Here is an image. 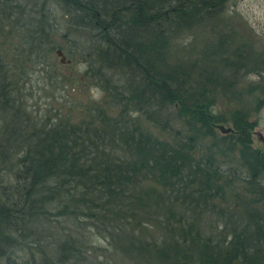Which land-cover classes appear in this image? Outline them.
Returning <instances> with one entry per match:
<instances>
[{"label": "trees", "instance_id": "trees-1", "mask_svg": "<svg viewBox=\"0 0 264 264\" xmlns=\"http://www.w3.org/2000/svg\"><path fill=\"white\" fill-rule=\"evenodd\" d=\"M227 1L0 0V264H264V50L218 30ZM56 48L99 96L29 112L37 70L63 86Z\"/></svg>", "mask_w": 264, "mask_h": 264}, {"label": "rangeland", "instance_id": "rangeland-1", "mask_svg": "<svg viewBox=\"0 0 264 264\" xmlns=\"http://www.w3.org/2000/svg\"><path fill=\"white\" fill-rule=\"evenodd\" d=\"M221 17L223 20L219 22L218 30L235 33L237 37L236 42L250 44L257 52L264 50V0H229L224 5ZM65 32L66 28L62 23L59 35L54 36V42L65 46L66 39L62 37ZM213 34L214 31L209 27H206L203 31H184L175 40V46L172 49L174 56L185 61L191 57L198 56L200 54L199 51L208 44V41L213 39ZM62 50L66 58L71 59L70 66L59 63L58 57L54 52L51 53V56L54 62L58 64V70L64 75V82L60 84L63 86H58V89H55V86L49 84L50 76L54 73L52 66L50 69H45L46 72L36 69L35 75L30 78L31 83L23 89L28 97L26 103L29 105V112L39 106L42 109V113L52 115L59 110L66 112L71 106L78 105L79 109L82 103L98 98V91L91 88L88 82L83 79L82 75L85 63L80 54L76 52L70 55L66 49ZM79 78L80 81H77ZM257 79V75L250 74L248 77L240 80V83L237 85L238 87H246V82L256 81ZM57 94L66 95L68 107L63 105L64 107L62 108L60 101L53 98ZM243 104L245 105V109H250L253 107L254 99L248 97L243 101ZM231 107L232 105H229L226 99L217 97V110L225 113ZM77 110L74 111V116L76 117L78 116ZM249 119L257 121L253 129V145L264 149V107L258 112L252 113ZM222 126L227 128L231 126V123L228 121L222 124ZM220 132V129L217 130L218 134H221Z\"/></svg>", "mask_w": 264, "mask_h": 264}, {"label": "water", "instance_id": "water-1", "mask_svg": "<svg viewBox=\"0 0 264 264\" xmlns=\"http://www.w3.org/2000/svg\"><path fill=\"white\" fill-rule=\"evenodd\" d=\"M55 54L58 57V60L61 64H70V59L66 58L64 52L61 50V48H56ZM221 132H227L229 128H224L222 125L218 126Z\"/></svg>", "mask_w": 264, "mask_h": 264}]
</instances>
